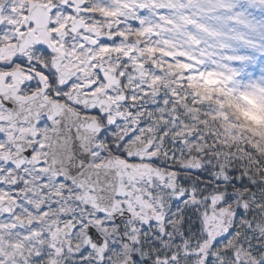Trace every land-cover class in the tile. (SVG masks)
<instances>
[{
  "label": "snow or ice",
  "instance_id": "snow-or-ice-1",
  "mask_svg": "<svg viewBox=\"0 0 264 264\" xmlns=\"http://www.w3.org/2000/svg\"><path fill=\"white\" fill-rule=\"evenodd\" d=\"M0 264H264V0H0Z\"/></svg>",
  "mask_w": 264,
  "mask_h": 264
}]
</instances>
